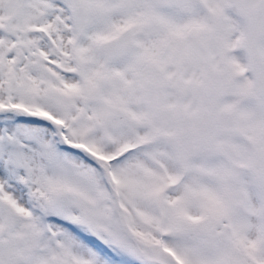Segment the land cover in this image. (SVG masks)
Segmentation results:
<instances>
[{"label":"snow or ice","instance_id":"snow-or-ice-1","mask_svg":"<svg viewBox=\"0 0 264 264\" xmlns=\"http://www.w3.org/2000/svg\"><path fill=\"white\" fill-rule=\"evenodd\" d=\"M0 264H264V0H0Z\"/></svg>","mask_w":264,"mask_h":264}]
</instances>
